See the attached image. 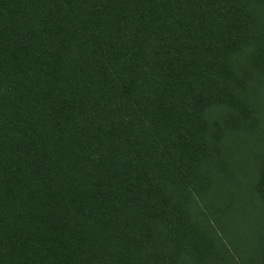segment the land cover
Returning a JSON list of instances; mask_svg holds the SVG:
<instances>
[{
	"label": "trees",
	"instance_id": "16d2710c",
	"mask_svg": "<svg viewBox=\"0 0 264 264\" xmlns=\"http://www.w3.org/2000/svg\"><path fill=\"white\" fill-rule=\"evenodd\" d=\"M0 264H264V0H0Z\"/></svg>",
	"mask_w": 264,
	"mask_h": 264
},
{
	"label": "rangeland",
	"instance_id": "374dc122",
	"mask_svg": "<svg viewBox=\"0 0 264 264\" xmlns=\"http://www.w3.org/2000/svg\"><path fill=\"white\" fill-rule=\"evenodd\" d=\"M229 192H230L231 195L236 194V195H241V196H243V190H242L241 188H237L236 185L233 186V187H232V186L229 187ZM221 195L224 196V197H227V195H228V191H227V190L224 191ZM233 202H242V201L237 200V199H233ZM244 202H248V201L245 200ZM237 216H238L237 214L231 212V215H230L231 219H232V218H236Z\"/></svg>",
	"mask_w": 264,
	"mask_h": 264
}]
</instances>
